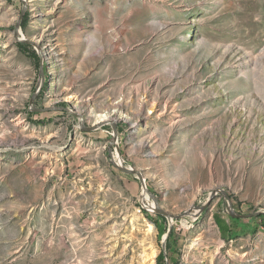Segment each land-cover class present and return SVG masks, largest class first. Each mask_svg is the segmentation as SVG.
Segmentation results:
<instances>
[{
	"label": "rangeland",
	"instance_id": "374dc122",
	"mask_svg": "<svg viewBox=\"0 0 264 264\" xmlns=\"http://www.w3.org/2000/svg\"><path fill=\"white\" fill-rule=\"evenodd\" d=\"M27 2L22 32L48 65L34 107L49 110L27 115L40 59L15 39L22 1L0 0V264H157L163 251L141 182L111 162L112 128L84 132L57 108L88 127L116 118L124 165L168 212L218 188L239 214L264 212V0ZM228 209L219 193L176 222V264H264V223L241 219L232 240L215 220Z\"/></svg>",
	"mask_w": 264,
	"mask_h": 264
},
{
	"label": "water",
	"instance_id": "95a60500",
	"mask_svg": "<svg viewBox=\"0 0 264 264\" xmlns=\"http://www.w3.org/2000/svg\"><path fill=\"white\" fill-rule=\"evenodd\" d=\"M21 1L23 3V10H22L20 18L18 20V23L16 25L15 32H14L15 39L17 42H19L21 44H26V45H30V46L34 47L37 50V53H38L39 58H40V80H39L38 85H37V91L31 99L30 111H34V113L46 112L49 109L38 110V109H35V107H34V102L36 101L37 97L39 96V94L43 90V88L45 86V82H46L45 53L37 42L30 40V39H27L22 32V21H23L26 13L28 11V2H27V0H21ZM57 109L61 110V111H67L68 113H71L73 116L78 118L80 129L84 132L98 131V130L103 129L106 126H110L112 128V130H113V134H112L113 141L111 143V146L109 148L108 153H109V157L111 159L113 166L116 167L119 171H121L124 174L132 175V176L136 177L142 184L143 192L148 194L149 197L154 202V207H155L154 211H152L150 208H148L143 203L146 210H149V211L158 213L160 215H163L164 217L167 218V220L169 222L168 229H167L166 233L163 234V240H162L163 253H164L165 258L167 260V264H170L169 257H168V251H167V243H168L169 236L172 233V231L174 229V225L176 224V222L181 220V219L187 218V217H192L195 215L200 216L204 211L207 210V208L210 205V203L212 202L213 198L216 195H218L219 193H221L225 197V199L228 201V206H229L228 212H229V215L231 218L254 219L258 216L264 215V212H258V213L251 214V215L239 214L234 207V203H233V200H232L230 194L223 188L214 189L210 193L208 200L203 205H195L194 207L190 208L189 210L185 211L184 213H182L180 215H174V214L168 212L166 209H164L162 207L158 195L156 193H154L150 189V187L148 186L146 179L144 178L143 173L141 171L135 170L134 168L127 167L124 165V161L121 158L120 152L118 151V147H119V121L116 118H109L106 121L98 122V123L94 124L93 126L88 127V126H86L85 119L81 115L76 113L74 110H70L67 108H57ZM115 148H116V151L118 153V156L122 159L121 163L118 162L116 159V152L114 151Z\"/></svg>",
	"mask_w": 264,
	"mask_h": 264
},
{
	"label": "trees",
	"instance_id": "16d2710c",
	"mask_svg": "<svg viewBox=\"0 0 264 264\" xmlns=\"http://www.w3.org/2000/svg\"><path fill=\"white\" fill-rule=\"evenodd\" d=\"M24 26H25V23L23 24V27ZM20 46L25 48V50H27L28 48H32V46L26 45V44H20ZM35 56L37 59H40L39 55H37L36 53H35ZM45 68H46V72H47V68H48L47 63L45 64ZM27 115L29 118H33L34 116H36L38 114H36V113L30 111V109H28ZM145 213L152 220V222H154V224L161 231L162 236H163V234L166 233V231L168 229V226L164 225V223L167 224V221H168L167 218L164 217L163 215H160V214L156 218H154L146 210H145ZM229 218L231 221L230 223H228L227 220L223 219L220 215H216L215 220H216V223L218 224L223 236H225V237L230 236L231 239L234 240V239H237L240 237L239 236L240 230H242V227L240 225L241 219H235V218H231V217H229ZM253 221L256 224V226L259 227L260 221H262L261 224L264 223V215H261V216L254 218ZM176 243H177L176 230L173 229L172 233L169 236L168 243H167V251H168L169 260L173 264H176L177 260H178L175 256L176 255V249H175ZM157 264H167V260L165 258L163 251L157 257Z\"/></svg>",
	"mask_w": 264,
	"mask_h": 264
},
{
	"label": "bare ground",
	"instance_id": "6f19581e",
	"mask_svg": "<svg viewBox=\"0 0 264 264\" xmlns=\"http://www.w3.org/2000/svg\"><path fill=\"white\" fill-rule=\"evenodd\" d=\"M109 118H110V117H109ZM106 120H108L106 114H101V115L98 116V121H99V122L106 121ZM116 159H117L118 162H120V163L122 162V159L118 156V154H116ZM142 200H143V202L145 201L144 204H145L148 208H150L152 211H154V208H155V207H154V202L152 201V199L149 197L148 194L142 192ZM149 201H151V203H150ZM147 230L150 231V232L153 231V230H155L154 225L151 224V223H148V228H147ZM151 264H154V257L151 258Z\"/></svg>",
	"mask_w": 264,
	"mask_h": 264
}]
</instances>
